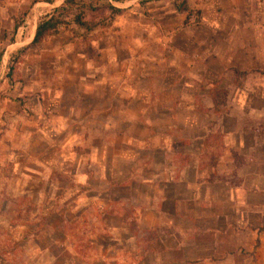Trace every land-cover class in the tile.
Returning a JSON list of instances; mask_svg holds the SVG:
<instances>
[{"label": "crops", "instance_id": "crops-1", "mask_svg": "<svg viewBox=\"0 0 264 264\" xmlns=\"http://www.w3.org/2000/svg\"><path fill=\"white\" fill-rule=\"evenodd\" d=\"M51 1L0 0V264L18 248L30 260L38 235L18 202L33 195L87 203L111 242L130 224L161 233L140 264L166 252L169 264H264V0L111 3L120 13L89 34L92 55L62 28L30 52L64 0ZM204 86L231 88L204 93L212 113L229 107V132L201 124ZM61 176L70 187L31 188Z\"/></svg>", "mask_w": 264, "mask_h": 264}, {"label": "rangeland", "instance_id": "rangeland-1", "mask_svg": "<svg viewBox=\"0 0 264 264\" xmlns=\"http://www.w3.org/2000/svg\"><path fill=\"white\" fill-rule=\"evenodd\" d=\"M31 1L44 2L45 0H28L29 3ZM74 30L62 27L60 32L62 34L64 33L63 35L61 34L62 39H77V48L90 55L92 52L90 42L96 36L91 37L88 35L85 38H81L82 33ZM187 90L193 92V89L186 88ZM200 92L203 95L204 93H210L212 95L213 93L219 92L220 94L218 93V96H223L224 98L226 93L229 94L231 92V88L229 87L225 90L223 87L216 89L214 87L204 86V88L202 87L200 89ZM206 94L203 99L197 102L200 105L198 109L204 113L208 112L209 109H207V106L210 103L205 97ZM222 102L225 103L223 100ZM222 102L220 101V103ZM209 112L211 113L209 120L205 117V120H201V124H211L214 131L220 129L223 132H229L231 130L234 122L229 116V107H227V115L225 116H221L219 112L212 113V109ZM54 176H59V174L55 173ZM70 186L71 184L66 180L63 181L62 177V179L53 184L44 183L43 185H32L31 188L34 191L41 189L44 194L48 195L53 192V188H57L58 190ZM60 200L62 199L49 196L40 198L33 195L29 199V206H27L28 204L24 199L18 202V208L20 210L18 213L19 220L25 221L29 218L30 233L35 232L38 236L35 242L33 239H30L29 262L22 259L23 256H26V251L18 248V251L22 252V255L19 256L20 259L15 264H133V262L140 264V261L134 260V256L139 257V255L147 251L154 252V244L149 245L145 244V242H154L155 239L161 240L165 238L162 237L161 233L155 234L149 231L147 234L139 235L134 226L130 224L126 231L120 233L121 239H125L124 243L118 244L111 242L102 237L104 235L96 228L92 218V212L88 210L87 203L77 211H74L67 206L68 203L66 207L64 204L59 205L60 203L58 202ZM37 208H41L40 212L36 211ZM43 208L47 211L43 212ZM24 210L30 211L29 214L26 211L24 212ZM3 231V229H0V235H2ZM102 249L106 250V252H111L114 260H110L109 263L97 261L95 256L96 254H101ZM159 251L162 252V250ZM122 254L124 257H122ZM174 256L175 254L166 252L168 259L158 262V264H169L171 262L169 260L174 258ZM87 258H89V261H86ZM91 258H93V261H90ZM150 263V261L146 262V264Z\"/></svg>", "mask_w": 264, "mask_h": 264}, {"label": "trees", "instance_id": "trees-1", "mask_svg": "<svg viewBox=\"0 0 264 264\" xmlns=\"http://www.w3.org/2000/svg\"><path fill=\"white\" fill-rule=\"evenodd\" d=\"M124 1L126 0H64L59 8L37 24L30 52L37 51L48 37L53 36L62 27L81 32V38L97 29L110 28L114 18L120 13L111 3ZM51 2L48 0V3ZM179 6L184 9V2L181 1ZM186 13L188 20L187 9Z\"/></svg>", "mask_w": 264, "mask_h": 264}]
</instances>
